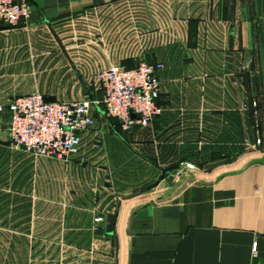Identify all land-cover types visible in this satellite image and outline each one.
I'll list each match as a JSON object with an SVG mask.
<instances>
[{
    "label": "crops",
    "instance_id": "0c3cea01",
    "mask_svg": "<svg viewBox=\"0 0 264 264\" xmlns=\"http://www.w3.org/2000/svg\"><path fill=\"white\" fill-rule=\"evenodd\" d=\"M29 1L27 20L15 26L0 22L3 110L14 97L31 92L55 100L70 99L59 94L100 99L102 92L91 88L90 78L123 57L108 46L137 44L140 38L152 46L148 57L164 62L162 91L172 97L161 104L165 113L156 130L163 133L134 139L147 143L156 161L149 157L142 165L138 160L137 166L127 164L132 155L117 153L128 141L110 130L97 133L104 124L96 122L82 135L79 153L60 166L66 196L59 200H68L70 206L63 219L66 228L60 232L66 244L58 251L68 254V264L264 263V165L248 159L206 175L186 171L171 182L162 177L168 163L161 160L172 143L179 154L182 145L192 143L197 150L198 143H221L202 134L192 139L182 132L167 133L165 128L176 122L171 113L166 116L168 111L199 108L209 111L206 115L216 114L214 110L235 109L250 92L258 91L264 116V0ZM216 78H226L228 86L235 80L240 87L221 101L213 86ZM190 79L198 80L196 91ZM92 112L95 119L108 117L101 104ZM206 115L200 116V128H206ZM184 123L191 124L185 117L178 129ZM19 151L14 152L17 157L24 152ZM18 162L19 183L25 184L26 164ZM54 173L51 185L59 181ZM39 174L42 171L35 168V190ZM107 213L115 214L111 234L105 232ZM97 214L103 221L93 230Z\"/></svg>",
    "mask_w": 264,
    "mask_h": 264
},
{
    "label": "rangeland",
    "instance_id": "374dc122",
    "mask_svg": "<svg viewBox=\"0 0 264 264\" xmlns=\"http://www.w3.org/2000/svg\"><path fill=\"white\" fill-rule=\"evenodd\" d=\"M146 41L147 38H140L137 44H110L108 47L113 52H119L123 56L115 64L128 68L135 66L139 58L142 57L148 61H154V59L148 57L149 52L152 51V46H148ZM1 73L2 68L0 67ZM196 80H189L191 88L195 91L198 88V80ZM233 81H231V86H228L226 78L215 79L216 84L213 86L219 90V100L227 101L230 99L232 88L235 89V87L239 86L237 81L236 83ZM89 82H91V88L99 92V89L92 82V78H90ZM0 87H2V84H0ZM78 95L80 94H59L60 98L64 99H82L84 97V94L83 96ZM261 98V92L252 91L249 93V97L235 109L214 110V112L219 113L209 115H206L209 111L199 108L168 111L169 113H166V116L172 114L171 119L176 120V122L165 128L164 131L167 133L175 135L182 132V134L188 135L192 139L198 138L199 134H202L204 136L203 139L206 137H217L221 143L216 144L220 147L219 151L215 150L212 153L205 151L208 154L206 158L199 157V155L195 157L196 155H194L195 152L197 153V150L198 153L204 152L203 150L200 151L203 145L199 143L198 146L200 147L197 150L192 143L182 145L181 149H183L180 154L186 157L183 160H177L180 156L179 153L172 154V152L168 151V154H172L170 158L173 159V162L167 166L180 164L181 167L177 168L179 166L177 165L166 177L171 182H175L173 176L179 169L182 170L181 176L186 171L191 172L194 170H198V172L205 173L206 175L214 171L218 172L226 168H232L256 155H263L264 116L260 105ZM171 99L172 97L167 91H161L159 99L161 104ZM192 99L195 100V94H192ZM252 102H255L256 105H253ZM243 104L246 106L244 107ZM162 107L164 108L163 105ZM163 110L162 116L165 113V109ZM234 114H240L243 117L245 114V119L248 122L246 129L248 128V131L251 132L249 135L245 134L242 138L238 134L235 137L233 136L234 134L230 131L229 123L231 115ZM205 115L206 120L208 118L206 128H200V116L205 118ZM185 117L191 124L187 125V123L185 125L184 123V127L178 129L180 128L178 122L182 119L184 120ZM96 122H99L100 125L102 122L104 124V130H98L97 133L106 135L108 134L107 130H110L119 136H123L128 141L126 142L127 144L123 143V152L121 154L117 153L118 157L127 152L132 155L127 164L137 166V160L142 165L143 162L145 163V161H142L144 160L143 158L147 159L151 157L154 161L158 159L147 152L149 151L147 143H137L134 141V139L139 138V135L147 134L148 132L155 134L163 133L162 130H156L158 124H156L155 120H152L150 125L147 126L136 124L128 128H123L121 123L112 117H105L104 119V116L98 115L95 119V126ZM8 123L9 115L7 110L4 109L0 111V264H68V254L65 251H58L59 248H63L66 244L65 237L64 239L61 238L60 232L62 228H66V223L63 219L67 213L68 206H70L68 200H59L62 196H66V190L63 187L65 185H61L63 183L61 178L65 175L62 173L63 169L60 166L62 163L67 162L55 158L34 157L24 152V154L21 153L17 157V153L14 152L20 149H16L10 145L6 131ZM257 139L259 142H257ZM171 145L173 146L174 144L172 143ZM216 145H213L215 146L214 148H216ZM138 155L143 156L138 159ZM19 160L24 161L23 163L26 164L24 167V171L26 172L25 184L23 180L19 183ZM190 166L193 168H189ZM38 167L42 171V174H39L41 180L39 181L38 189L35 190L32 183L34 181V169L37 168L38 170ZM51 171L57 172L54 175L59 178V181L58 179L57 181L54 180V185L50 183ZM23 185L26 189H23ZM92 222V229L95 230L98 224L96 225L94 220ZM32 225L33 232L30 233ZM81 256L79 255V260H81Z\"/></svg>",
    "mask_w": 264,
    "mask_h": 264
},
{
    "label": "built area",
    "instance_id": "2783aa9c",
    "mask_svg": "<svg viewBox=\"0 0 264 264\" xmlns=\"http://www.w3.org/2000/svg\"><path fill=\"white\" fill-rule=\"evenodd\" d=\"M30 15L29 0H0V22L15 26ZM163 69L164 62L143 57L133 67L117 64L102 67L92 77V82L102 92L100 99L46 101L40 92L16 96L6 105L10 145L34 157L69 162L80 151L82 135L95 126L92 109L96 104H101L105 115L117 119L123 128L150 125L154 117L164 111L159 103ZM178 165L177 168L181 167ZM181 172L179 169L174 174L175 181L180 179ZM93 220L97 225L103 217L96 215ZM251 250L256 252V243Z\"/></svg>",
    "mask_w": 264,
    "mask_h": 264
},
{
    "label": "trees",
    "instance_id": "16d2710c",
    "mask_svg": "<svg viewBox=\"0 0 264 264\" xmlns=\"http://www.w3.org/2000/svg\"><path fill=\"white\" fill-rule=\"evenodd\" d=\"M160 103V101H159ZM161 104V103H160ZM163 114V113H162ZM162 114L158 115V116H155L153 120H155L156 124H158L159 128L162 127V122H163V117ZM230 123H229V127L232 129H230V131H232V134H234L233 136L235 137L236 134H238L239 137H243L245 134L246 135H249V133H251L250 131H248V128L246 129V124L248 125V122H247V119H245V114H244V117L240 114H234V115H231L230 117ZM195 147V146H194ZM215 146H204L200 151H204V152H199L197 151V153L195 152L194 155H196L195 157H202V158H206L208 157V154L206 153L207 151L209 153H212V151H219V146L216 145V148H214ZM166 147H164V150H165ZM160 149L162 150V146H160ZM183 149V148H182ZM181 149V150H182ZM170 153L172 152V154H175V153H178V149L176 146H170ZM206 151V152H205ZM166 153V152H165ZM172 154H162L161 155V160L164 162V163H172L173 162V159H171V155ZM175 157H177L175 155ZM184 158H186L184 155L180 154V156L177 158V160H183Z\"/></svg>",
    "mask_w": 264,
    "mask_h": 264
},
{
    "label": "water",
    "instance_id": "95a60500",
    "mask_svg": "<svg viewBox=\"0 0 264 264\" xmlns=\"http://www.w3.org/2000/svg\"><path fill=\"white\" fill-rule=\"evenodd\" d=\"M46 101H54L55 98L53 97H45ZM248 163H252V164H263L264 165V154L263 155H257L254 156L252 158L249 159ZM178 164H173L170 166H167L163 169L162 172V177L169 175L171 170H173L174 168L177 167ZM114 222H115V214L113 213H107L105 214L104 217V226H105V232L111 234L112 230H113V226H114Z\"/></svg>",
    "mask_w": 264,
    "mask_h": 264
}]
</instances>
